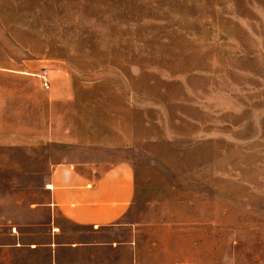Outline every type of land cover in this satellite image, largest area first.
<instances>
[{"label":"rangeland","instance_id":"rangeland-1","mask_svg":"<svg viewBox=\"0 0 264 264\" xmlns=\"http://www.w3.org/2000/svg\"><path fill=\"white\" fill-rule=\"evenodd\" d=\"M12 70L27 84L0 108L1 243L47 220L72 151L43 137L57 123L124 142L136 184L117 225L58 214L62 241L100 243L96 264H264V0H0V83ZM42 71L72 101L51 103Z\"/></svg>","mask_w":264,"mask_h":264},{"label":"crops","instance_id":"crops-1","mask_svg":"<svg viewBox=\"0 0 264 264\" xmlns=\"http://www.w3.org/2000/svg\"><path fill=\"white\" fill-rule=\"evenodd\" d=\"M13 72H17L16 75H8L0 83V93L5 94V99L0 100V108H7V95L13 90L19 91L21 107L22 85L25 89L27 84V77L23 76L26 71ZM44 73L50 82V102L67 105L72 101L68 83L51 80L48 71L39 75ZM33 81L37 83L36 79ZM41 84L44 87L43 79ZM13 85L14 88L11 87ZM43 137L65 144L72 151L66 159L53 164L47 186L48 201L35 208L48 211L47 220L37 219L11 226L8 232L11 241L0 242V258L4 264H96L95 256L87 251L100 246V243L62 241L60 238L64 231L57 215L61 214L77 225L98 229L120 223L136 194L132 164L123 157H117L124 152L126 145L124 142L117 144L115 138L108 139L106 143H100L93 137L76 140L74 129L71 130L69 125L59 128L57 123H51L49 134Z\"/></svg>","mask_w":264,"mask_h":264},{"label":"built area","instance_id":"built-area-1","mask_svg":"<svg viewBox=\"0 0 264 264\" xmlns=\"http://www.w3.org/2000/svg\"><path fill=\"white\" fill-rule=\"evenodd\" d=\"M41 77H42V79H43L44 87L48 89V88L50 87V82H49V80L47 79L46 74H45V73L42 74Z\"/></svg>","mask_w":264,"mask_h":264}]
</instances>
